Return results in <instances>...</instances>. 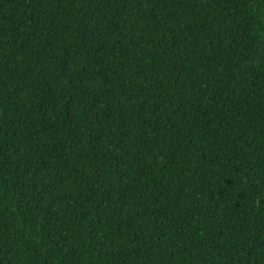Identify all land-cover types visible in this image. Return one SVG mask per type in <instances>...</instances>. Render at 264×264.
I'll return each instance as SVG.
<instances>
[{
	"label": "trees",
	"instance_id": "1",
	"mask_svg": "<svg viewBox=\"0 0 264 264\" xmlns=\"http://www.w3.org/2000/svg\"><path fill=\"white\" fill-rule=\"evenodd\" d=\"M0 264H264V0H0Z\"/></svg>",
	"mask_w": 264,
	"mask_h": 264
}]
</instances>
